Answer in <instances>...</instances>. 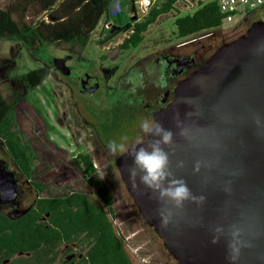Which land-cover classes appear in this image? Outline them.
<instances>
[{"label": "rangeland", "instance_id": "1", "mask_svg": "<svg viewBox=\"0 0 264 264\" xmlns=\"http://www.w3.org/2000/svg\"><path fill=\"white\" fill-rule=\"evenodd\" d=\"M118 1L121 11L118 14L112 12L111 0L107 17H101L84 47L68 43L58 46L51 44L32 52L20 41L0 38V92L12 105L11 130L30 154L32 178L42 182V196H61L72 189L93 196V188L71 162L79 152L90 154L97 168L95 177L103 179L112 190L113 220L126 238L135 263L176 264L125 188L115 165L116 157L122 152L111 151L108 143L115 141L127 148L145 138L140 123L144 119L153 120L150 112L154 106L153 96L148 86L156 84L159 87L161 55L167 52L183 54L187 50L199 49L202 61L218 45L244 33L251 19H247V22L243 19L238 25L200 32L187 38L191 41L181 44L186 40L177 38L175 18L193 12L198 2L179 0L174 9L157 17L143 33V39L137 46L121 49L118 45L128 32L108 38L106 28L107 18L118 24L130 21L131 1ZM163 1L156 0L154 5L159 6ZM8 3H17L14 18L18 20L37 24L41 19H53L50 9L36 12V5L32 1L0 0V7ZM250 17L264 19V10L251 13ZM68 53H74L72 59L75 60H70L71 56L68 58V67L73 66L71 76L92 69V86L81 89V94L86 97H80L73 85L51 67L47 79L32 90L18 82V75L46 64L50 56L63 57L70 55ZM101 55L106 57L101 58ZM95 70H99L102 77ZM86 75L83 81H87ZM118 85L121 87L117 88ZM118 90L123 101L120 111L115 109L116 102L113 104ZM0 159L7 162L9 169L16 171L15 165L2 150ZM35 196L33 192L23 196L20 206H28ZM69 247L70 244L61 243L55 261L60 258L65 261L76 252V248L70 251ZM27 256L24 254V257ZM25 262L31 264L29 260Z\"/></svg>", "mask_w": 264, "mask_h": 264}, {"label": "water", "instance_id": "2", "mask_svg": "<svg viewBox=\"0 0 264 264\" xmlns=\"http://www.w3.org/2000/svg\"><path fill=\"white\" fill-rule=\"evenodd\" d=\"M108 26L110 33L117 28L112 22ZM69 57L46 61L64 72ZM152 118L174 133L173 142L164 146L171 178L184 179L203 202L185 201L163 227L159 211L171 204L129 181L132 160L127 152L116 157L115 165L139 213L176 264H230L226 247L231 229L239 230L242 242L232 264H264V19L253 20L244 33L218 45L177 82L172 99L153 110ZM178 121L186 136L179 134ZM180 160L183 167H177ZM15 175L0 159V207L18 197ZM27 210L16 208L9 215L18 217ZM217 227L223 231L220 242L213 244Z\"/></svg>", "mask_w": 264, "mask_h": 264}, {"label": "trees", "instance_id": "3", "mask_svg": "<svg viewBox=\"0 0 264 264\" xmlns=\"http://www.w3.org/2000/svg\"><path fill=\"white\" fill-rule=\"evenodd\" d=\"M28 1L36 5V12L50 9L53 19H41L37 24L18 20L14 18L17 3H8L0 7V38H13L35 52L51 44L86 46L101 17H107L111 0ZM177 1L164 0L159 6L153 5L139 22H126L110 36L128 32L119 48L137 46L147 28L160 14L174 9ZM196 1L197 8L193 12L175 18L179 39L187 40L222 26L223 15L216 0ZM130 7L133 9L132 4ZM105 57L101 55V58ZM50 73L46 63L18 75L17 80L32 90ZM11 110V103L0 92V140L4 152L15 165L16 175L29 180L37 195L26 206L28 210L18 217L0 210V264H28L26 260L31 264H136L126 238L115 229L112 190L103 179L95 177L97 168L90 154L79 152L71 162L93 188V196L74 189L61 196H42L44 186L32 178L30 154L11 130ZM61 243L70 244L69 250L76 248V252L65 261L61 258L55 261ZM24 254L28 256L24 257Z\"/></svg>", "mask_w": 264, "mask_h": 264}, {"label": "clouds", "instance_id": "4", "mask_svg": "<svg viewBox=\"0 0 264 264\" xmlns=\"http://www.w3.org/2000/svg\"><path fill=\"white\" fill-rule=\"evenodd\" d=\"M177 127L179 134L186 136V130L180 127L179 121ZM140 129L145 136L150 138V142L146 144L137 142L126 148L123 144L118 145L115 141H109L108 147L113 152H127L131 157L132 166L128 172L129 181L133 185L138 182L157 193L159 200L165 205L171 204V207L164 206L159 211L161 225L167 227L173 217L174 209H181L184 202L189 200L194 203H201L204 197L194 195L184 179L171 178L169 154L165 151L164 146L173 142V131L155 120L148 119L141 121ZM183 166L184 161L177 162V167ZM194 170H199V164L194 166ZM9 195H11L10 190ZM222 231V227L213 229L211 243L220 242L219 233ZM230 235L231 239L226 247V258L232 264L239 257L242 242L239 230L231 229Z\"/></svg>", "mask_w": 264, "mask_h": 264}, {"label": "flooded vegetation", "instance_id": "5", "mask_svg": "<svg viewBox=\"0 0 264 264\" xmlns=\"http://www.w3.org/2000/svg\"><path fill=\"white\" fill-rule=\"evenodd\" d=\"M132 16H134L133 19H131ZM247 19H251L250 23L253 20H256V19H252L250 17V15L245 18V22L248 21ZM140 20L141 19H139L137 16L136 8L133 7V9H132L130 7V21H128V22H130L131 24H134L136 22H139ZM110 22H112L113 25L117 26V28L114 30V32L117 31L120 27H122L124 25V24H118L115 21L107 18L106 28L108 30V35H107L108 38L113 37L110 35H112L114 33V32L113 33L109 32L111 26H108V23H110ZM68 54H70L71 57L69 59L71 60L74 57V53L73 54L68 53ZM60 57H62V56H60ZM161 57L163 58V61H162L160 68H158L161 71L159 87L156 84H151L150 86H148L149 87V93H150V95L153 96V104H154L153 108L150 111L151 117H152L153 110L164 107L172 99L173 89L176 86L177 82L180 79L189 75L192 70L197 68L204 61V60L201 61V51L199 49H191L189 51L187 50V52H185L183 54H177V53L172 54V53L167 52V53L161 55ZM69 59H67L65 61L64 72L58 70L51 63H50L51 65L49 64V67L54 69V71L56 73L65 77L67 79V82L69 84H72L73 85L72 87L76 89V92L79 94V96L84 98V97H86V95L81 94V93H83V92H81V89L85 88V90H86L89 86H92L93 81H94L92 75H94V74H92V72H91L92 69L84 70L83 73L87 74L86 75L87 81H83V76H84L83 73H80L81 75L76 73V74H73L71 76L70 71L73 69V66L68 67L67 64H68ZM72 60H74V59H72ZM73 62H75V60ZM47 63H49V62H47ZM95 73L98 74L100 77H102V74L99 73V70H95ZM70 76H71V78H70ZM120 87H121L120 85L117 86V88H120ZM120 92L121 91L118 90L117 94L114 97L115 101L113 102V104L116 102L115 103L116 104L115 109L118 108V111H120L122 109V106H123V101L121 99L122 97L120 95ZM78 108H79V106H78ZM144 139L145 138H143V140ZM140 141H142V140H140ZM140 141H138V142H140ZM134 143H136V142H134ZM0 150H2V152L5 151L3 148V144H2L1 140H0ZM15 176H16L17 189L19 191L18 197L13 202L1 204V207H0V210H8L9 213L12 212L13 210H15L16 208H18L20 210L27 208V207H21L20 206V203H21L23 196H29L32 192L34 193V195H37V192L34 190L33 186L30 184L29 180H26L23 177H18L17 175H15Z\"/></svg>", "mask_w": 264, "mask_h": 264}, {"label": "built area", "instance_id": "6", "mask_svg": "<svg viewBox=\"0 0 264 264\" xmlns=\"http://www.w3.org/2000/svg\"><path fill=\"white\" fill-rule=\"evenodd\" d=\"M131 4L137 10L139 19H143L154 5L156 0H130ZM218 9L223 15L222 26L238 25L243 19L251 13L264 10V0H216ZM111 8L113 13H119L121 6L118 0H112ZM210 34V33H208ZM192 39L183 41L187 43Z\"/></svg>", "mask_w": 264, "mask_h": 264}]
</instances>
